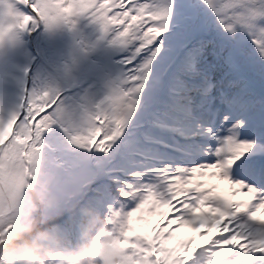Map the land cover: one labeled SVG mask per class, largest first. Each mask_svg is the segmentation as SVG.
Instances as JSON below:
<instances>
[{
	"label": "snow or ice",
	"instance_id": "snow-or-ice-1",
	"mask_svg": "<svg viewBox=\"0 0 264 264\" xmlns=\"http://www.w3.org/2000/svg\"><path fill=\"white\" fill-rule=\"evenodd\" d=\"M81 20L115 75L79 111L25 83L0 116V240L34 219L58 125L116 162L109 214L80 249L95 264H264V0H0V42Z\"/></svg>",
	"mask_w": 264,
	"mask_h": 264
},
{
	"label": "rangeland",
	"instance_id": "rangeland-1",
	"mask_svg": "<svg viewBox=\"0 0 264 264\" xmlns=\"http://www.w3.org/2000/svg\"><path fill=\"white\" fill-rule=\"evenodd\" d=\"M60 30H61V26L53 28V29L47 28L44 35L41 34V35L37 36V37L41 38V46L45 50L46 53L42 52L44 59L37 66V70H36L37 73L34 74V80L37 81L40 79V85L43 88H46L49 86L55 87V84H53L54 78H53L52 72L55 70L54 66L57 65V61H56L57 55H56V52L52 48L51 38H53V36L55 34L59 33ZM74 44H75L74 41L71 42L72 50H74ZM86 58H87V55H86L84 49L82 48L81 53H78L74 57V60H73L74 62H70V63L73 64L74 66H78L79 63H81V64L86 63V61H87ZM80 60H81V62H79ZM68 66H70V64ZM67 79L68 80L71 79V73H69ZM70 96H71L70 100L72 101L76 95L74 92H72V93H70ZM59 130H60L59 126L54 125L49 131H47L44 134L45 145L48 144V145H51V147H53L55 144H58L61 142L59 139L60 137H58ZM65 138H67V137H65ZM63 141H66V139L63 138ZM69 145H70V143L67 144L66 146H69ZM82 154H85V152H83ZM73 155H79V154H73ZM59 157H61L62 159L56 161V159H58ZM94 157H95L96 161L98 160V158L105 160V157L102 154H99L96 152H94ZM84 160H77L76 162H74L72 169H71V174H70L71 183L78 186V187L81 186L83 184V182L86 181V179H85L86 177H92V171L90 170V168L87 166V164L85 162L82 163V161H84ZM71 164H72V161H70L67 156H64V154L62 152H61V154L60 153L57 154V156H55V155L52 156V153H47V150L45 149L43 162H42V165L40 168V172L37 176V179H38V181H43V179L45 177L49 182L57 181L58 184L53 183L52 185L49 186V188H47L48 187L47 184L39 185L35 181L34 187L31 190L35 192V190L40 189L41 192H43L41 188H44L45 190L49 191L51 194H55L56 191H59L57 195H54V197L56 199H58L64 193L63 187L61 185V177H63L65 175V171L67 169H69ZM105 167H106V173H109L108 178L104 179L101 174H100V178H99L100 184L102 183L101 185H103V187H105V190L98 187V186H95L93 188V192L97 191L98 193H100L101 198H103V199H106L104 196H106L107 192L111 193L113 190V188H112V186H113V173H114L115 168H116V162L110 161L108 159L105 161ZM50 168H52V170H49ZM78 168L81 169L80 173L74 174V171ZM93 182L95 183V181H93ZM91 183L92 182H89V184H91ZM86 188H87V186H86ZM104 208H105L104 209L105 211L102 213V216L107 218V216L109 214L108 205L105 204ZM37 209H38V207H37ZM40 228H42V226ZM186 234L192 235L191 232H187ZM52 264H53V261H52Z\"/></svg>",
	"mask_w": 264,
	"mask_h": 264
},
{
	"label": "clouds",
	"instance_id": "clouds-1",
	"mask_svg": "<svg viewBox=\"0 0 264 264\" xmlns=\"http://www.w3.org/2000/svg\"><path fill=\"white\" fill-rule=\"evenodd\" d=\"M53 245L52 234L40 229L38 221L33 219L30 226L0 240V260L4 264H52ZM93 257L94 250H79L65 255L60 264H95Z\"/></svg>",
	"mask_w": 264,
	"mask_h": 264
},
{
	"label": "bare ground",
	"instance_id": "bare-ground-1",
	"mask_svg": "<svg viewBox=\"0 0 264 264\" xmlns=\"http://www.w3.org/2000/svg\"><path fill=\"white\" fill-rule=\"evenodd\" d=\"M91 33L94 34V36H92V37L88 36L87 39L90 41L91 45L94 47L93 52H92V57H93L94 61L99 63V67L94 68V70L92 71L93 77L94 78L102 77L104 79H107L109 76H114L115 75V71H114L115 67L111 68V65H110L111 62H109V61L115 59L116 54L114 52L110 53L109 46L107 45L106 42L99 41L100 32L98 31V29H96V26H95V29ZM21 39L19 38L18 33H16L15 39H5L3 42H0V75L3 72L6 73L7 71L10 70V68L13 64V59L10 55L11 51L14 48L18 49V46L23 45V41ZM15 49H14V51H12V54L17 58V57H19V55L16 54ZM37 51L40 52V49H38ZM106 62H108V63H106ZM16 63H17L16 68H18V64H20L18 61V58H17ZM88 66H89L88 63L85 65L81 64L78 67V69L76 70L77 76H81V79H83V78L88 79L86 77ZM11 74H12V72H11ZM82 82L85 83L86 87L94 84V82L87 83L84 81H81L80 84H82ZM2 86L4 88H6L5 85L0 84V96L2 95V91H3ZM1 103H2V101H0V104ZM0 116H2V113L0 114ZM198 243H200V242H198Z\"/></svg>",
	"mask_w": 264,
	"mask_h": 264
}]
</instances>
